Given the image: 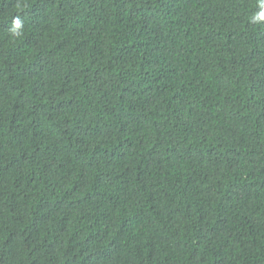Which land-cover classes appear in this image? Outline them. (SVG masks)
<instances>
[{"label": "trees", "instance_id": "trees-1", "mask_svg": "<svg viewBox=\"0 0 264 264\" xmlns=\"http://www.w3.org/2000/svg\"><path fill=\"white\" fill-rule=\"evenodd\" d=\"M264 0H0V264H264Z\"/></svg>", "mask_w": 264, "mask_h": 264}, {"label": "clouds", "instance_id": "clouds-1", "mask_svg": "<svg viewBox=\"0 0 264 264\" xmlns=\"http://www.w3.org/2000/svg\"><path fill=\"white\" fill-rule=\"evenodd\" d=\"M258 19H264V13H262V14L258 17Z\"/></svg>", "mask_w": 264, "mask_h": 264}]
</instances>
